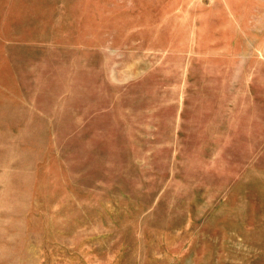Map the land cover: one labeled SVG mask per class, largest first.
<instances>
[{
	"label": "rangeland",
	"instance_id": "rangeland-1",
	"mask_svg": "<svg viewBox=\"0 0 264 264\" xmlns=\"http://www.w3.org/2000/svg\"><path fill=\"white\" fill-rule=\"evenodd\" d=\"M0 264H264V0H0Z\"/></svg>",
	"mask_w": 264,
	"mask_h": 264
}]
</instances>
